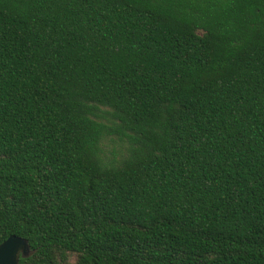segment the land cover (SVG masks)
Instances as JSON below:
<instances>
[{"label": "trees", "instance_id": "trees-1", "mask_svg": "<svg viewBox=\"0 0 264 264\" xmlns=\"http://www.w3.org/2000/svg\"><path fill=\"white\" fill-rule=\"evenodd\" d=\"M19 264H264V0H0V243Z\"/></svg>", "mask_w": 264, "mask_h": 264}, {"label": "water", "instance_id": "water-1", "mask_svg": "<svg viewBox=\"0 0 264 264\" xmlns=\"http://www.w3.org/2000/svg\"><path fill=\"white\" fill-rule=\"evenodd\" d=\"M30 253L27 241L17 235H10L0 243V264H19V257Z\"/></svg>", "mask_w": 264, "mask_h": 264}]
</instances>
